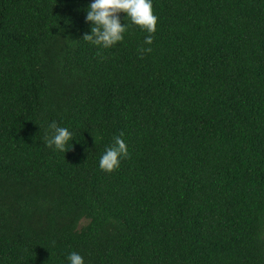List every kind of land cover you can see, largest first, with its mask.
I'll use <instances>...</instances> for the list:
<instances>
[{
	"label": "trees",
	"instance_id": "16d2710c",
	"mask_svg": "<svg viewBox=\"0 0 264 264\" xmlns=\"http://www.w3.org/2000/svg\"><path fill=\"white\" fill-rule=\"evenodd\" d=\"M90 2L0 0V264H264V0H152L107 49Z\"/></svg>",
	"mask_w": 264,
	"mask_h": 264
},
{
	"label": "clouds",
	"instance_id": "9594fccd",
	"mask_svg": "<svg viewBox=\"0 0 264 264\" xmlns=\"http://www.w3.org/2000/svg\"><path fill=\"white\" fill-rule=\"evenodd\" d=\"M121 12L130 18L132 24L149 33L144 38V44L151 45L158 20L153 13L152 0H91L85 15V21L91 23V31L83 38L105 49L122 42L128 25L121 23ZM140 51L151 52L152 49L142 47ZM122 135L116 136L113 146L105 149L99 160L101 170L112 172L120 167L122 159L128 158V146ZM46 137L49 148L63 153L72 148L73 133L66 127L58 126L55 121L49 123ZM66 259L68 264H84L83 256L75 251L69 253Z\"/></svg>",
	"mask_w": 264,
	"mask_h": 264
}]
</instances>
